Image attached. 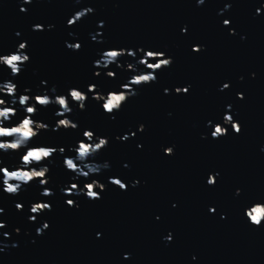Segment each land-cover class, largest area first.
Masks as SVG:
<instances>
[{"label":"water","instance_id":"obj_1","mask_svg":"<svg viewBox=\"0 0 264 264\" xmlns=\"http://www.w3.org/2000/svg\"><path fill=\"white\" fill-rule=\"evenodd\" d=\"M261 5L0 0V54L22 57L18 74L0 66V111L18 110L0 127L28 115L33 133L0 136L18 142L0 167L46 169L0 173V264H264ZM36 95L50 103L23 113ZM30 141L63 151L24 164Z\"/></svg>","mask_w":264,"mask_h":264},{"label":"snow or ice","instance_id":"obj_2","mask_svg":"<svg viewBox=\"0 0 264 264\" xmlns=\"http://www.w3.org/2000/svg\"><path fill=\"white\" fill-rule=\"evenodd\" d=\"M21 12H24V10H21ZM69 24H72V21H68ZM230 24V21L228 19H225L223 20V25L225 26H228ZM36 26V30L38 31H42L44 27H41L42 24L40 23H36L34 24ZM73 25V24H72ZM186 28H185V32H186ZM24 45H20V48H23ZM78 49L81 47V45L77 46ZM192 51L193 52H198L200 51V49L198 48H193L192 47ZM110 55H115V53H110ZM150 55L154 56L156 59H163V57L165 56V53L162 52V51H155L153 53H150ZM22 57H18L16 56L15 59H13V55L12 54H0V66H7L6 68L14 73V74H18V70H17V61L18 60H21ZM167 65L166 64H161L160 65V68L161 67H166ZM147 78L145 80H141L140 82H144L146 81ZM125 87H127V85H125ZM4 89L7 90V92L9 94L12 93V91L9 89V86L8 85H5L4 86ZM96 85L95 84H89L87 86V92H85L86 94L87 93H93L95 92L96 90ZM189 91V88L186 87L185 88V93H187ZM75 95L78 97L79 96V93H75ZM71 96H73V94L71 93ZM74 97V96H73ZM239 98H243V95L241 94L239 96ZM28 99V97H24V98H20V104L21 105H24L25 103V100ZM34 101H35V104L32 105V106H26L22 109L23 113H26V114H34L38 109L35 105H47L49 104L50 102L47 101L46 98H42L40 95H36L34 98ZM61 100H63V103H61ZM67 101V97H64V98H60L59 99V103L60 105L63 107L65 105ZM5 104V100L4 99H0V105H4ZM113 106V104H110L109 101H107L104 105V108L107 110L109 108H111ZM17 109H14V108H11V107H5L3 109L2 112H0V117H2L3 119H8L10 115L12 116H16L17 114ZM233 119V117H232ZM30 123V120H29V117L28 115H25L24 118H23V121L20 125H23L21 127H16V128H6V127H0V136H6V135H10V134H13V133H19L21 134L23 137H32L33 136V133H32V130L27 127V130H25V127L24 126H28ZM66 122L65 121H60V124H65ZM45 128L48 127V125H44ZM241 131V126H239L237 128V133H239ZM84 135H89L88 132H85ZM32 141V140H31ZM31 141L29 142L30 146L28 147L27 151L24 152L19 156V159L23 161L24 164H28L29 162L31 161H35V160H38L39 159V156L41 153H44V156L47 157L49 154L50 151H56V150H59V151H63V149H56L54 147H38L36 145H33L31 143ZM10 146H7L6 143L0 141V148H9ZM81 148H83L84 150H86V147L85 145L81 144L80 146ZM12 148V147H10ZM14 149V148H13ZM173 152V150H172ZM172 154V153H171ZM169 154V155H171ZM0 173H4L5 175H15V173H10L8 171L7 168H4V167H0ZM36 178H39V175L36 176ZM42 182L39 178V183ZM115 185L118 186L120 189L123 188L125 189L126 188V184L123 183V186L121 185L120 182H115ZM209 185H212V184H209ZM69 204H72L73 202L71 200L68 201ZM19 205V204H18ZM21 206V205H19ZM257 210L261 211V208L258 206L255 211L257 212ZM262 222V221H261ZM100 233H97V236H99ZM169 239L171 240L172 239V236L169 237Z\"/></svg>","mask_w":264,"mask_h":264},{"label":"clouds","instance_id":"obj_3","mask_svg":"<svg viewBox=\"0 0 264 264\" xmlns=\"http://www.w3.org/2000/svg\"><path fill=\"white\" fill-rule=\"evenodd\" d=\"M199 2H202V0H199ZM261 7H264V5H261ZM21 10H24V9L21 8ZM76 15L79 16L80 13H76ZM69 21H71V20H69ZM21 45H23V44H21ZM15 58H16V55H13V59H15ZM146 78L148 79V77H140L141 80H145ZM9 89H10L11 91H13V87H12V86H9ZM75 93H76L75 91L72 92L73 96H74V97H77V96L75 95ZM20 98H24V96H21ZM77 98H78V99H83L82 96H78ZM119 99H121V97L116 96V95H113V96L111 97V99L109 100V103H110V104H115ZM61 103H63V100H61ZM2 111H3V110H2ZM2 111H0V112H2ZM21 126H23V125H20L19 127H21ZM24 127H25V130H27V127H28V126H24ZM13 128H16V127H13ZM104 143H105V140H104V139H101V140L99 141V144L97 145V147H99L100 145H103ZM17 144H18V142H14V143H11V144H6V145H7V146H10V147H12V148H16V147H17ZM79 152H80L81 155H83L84 152H85V150H84L83 148L80 147ZM48 154H49V153H48ZM40 157H45V156H44V153H41L40 156H39V158H40ZM68 166H69V168L72 167V162H71V161L68 162ZM44 171H46V169H43V170H41L40 172H35V171H33L31 174H28V173H26V172H17V173H15V176H16L17 178H20V179L28 180V179H30L31 177H36L37 175H42ZM117 182H119V181H117ZM5 183H7V181H5ZM121 185L123 186L122 183H121ZM6 191H8V192H13V191H15V188H14L13 186L9 185V186L6 188ZM89 195H92V194L89 193ZM17 207L19 208V207H21V206L17 205ZM32 211L35 212V211H36V208L34 207V208L32 209ZM259 215H260V211L257 210L256 215L252 216V220H253V221H257V218H258Z\"/></svg>","mask_w":264,"mask_h":264}]
</instances>
